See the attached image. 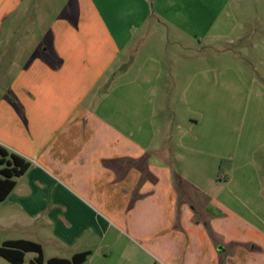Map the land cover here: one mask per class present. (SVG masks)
<instances>
[{"label":"crops","instance_id":"1","mask_svg":"<svg viewBox=\"0 0 264 264\" xmlns=\"http://www.w3.org/2000/svg\"><path fill=\"white\" fill-rule=\"evenodd\" d=\"M203 1L212 17L208 36L216 42L236 35L238 17L264 9V0ZM157 2L153 15L167 11L168 18L165 24L153 20L154 30L176 22L175 0H162L159 10ZM141 7L129 4V17L140 11V19L131 22L122 48L110 32L107 47L84 52L78 47L82 36L64 25L55 42L59 49L39 47L17 73L11 85L16 108L0 101V144L31 163L0 203V236L8 235L1 246L38 243L44 264L85 252L91 253L86 264H264V158L258 157L264 156L258 142L263 133H242L235 152L218 157L227 173L212 191L170 164L181 155L159 143L164 137L155 123V101L148 99L156 84L147 72L113 81L97 95L120 52L132 51L151 17L145 2ZM89 32L86 41L92 42ZM105 59L98 72L95 65ZM150 61L158 71L154 55ZM198 124L177 127L180 147L194 162L198 154H212L205 137L193 133ZM29 254L38 257L27 253L25 261Z\"/></svg>","mask_w":264,"mask_h":264},{"label":"rangeland","instance_id":"2","mask_svg":"<svg viewBox=\"0 0 264 264\" xmlns=\"http://www.w3.org/2000/svg\"><path fill=\"white\" fill-rule=\"evenodd\" d=\"M144 2L151 17L132 42V51L120 52L112 68L114 73L103 77L96 88L97 95L105 93L113 81H133L140 72H147L156 84L154 90H148V99L155 101V123L164 137L158 138L159 143L181 155L180 161L173 159L170 164L178 175L187 174L191 181L213 191L218 177L227 171L218 157L235 152L237 136L263 133L258 142H262L259 147L264 152V9L238 17L241 26L236 35L216 42V38L211 40L208 36L212 17L204 10L203 0H175L176 7L171 12L176 22L168 21V26L160 30H154L151 22L160 17L164 23L167 11L163 17L154 16L155 0H0V101L16 105L14 102L19 100L11 85L17 73L39 47L59 49L55 42L64 25L73 26L82 36L84 41L78 47L84 52L107 47L110 32H115L122 42L118 47L122 48L123 40L130 36L131 22L140 19V11L134 20L129 17V4L142 8ZM160 3L157 2V10ZM89 31H94L92 42L86 41ZM228 53L237 57H229ZM152 55L159 63L158 71L151 66ZM105 63L107 59L95 65L98 72L106 67ZM227 67L235 70L229 72ZM192 120L199 122L193 133L205 137L204 146L212 153L196 155L195 162L180 147L177 129L179 125L189 127ZM260 165L264 168V163ZM2 168L0 164V177ZM7 236H0V246ZM34 257L29 254L25 264H31ZM0 260L11 264L2 257Z\"/></svg>","mask_w":264,"mask_h":264},{"label":"trees","instance_id":"3","mask_svg":"<svg viewBox=\"0 0 264 264\" xmlns=\"http://www.w3.org/2000/svg\"><path fill=\"white\" fill-rule=\"evenodd\" d=\"M0 203L4 202L17 186V178L25 175L31 163L22 156L10 152L0 144ZM27 253H37L38 257L31 264H44L43 249L38 243L26 240L8 241L0 247V257L11 264H24ZM91 253L75 255L71 260L54 258L48 264H86Z\"/></svg>","mask_w":264,"mask_h":264}]
</instances>
